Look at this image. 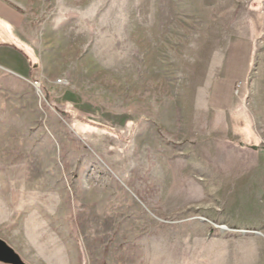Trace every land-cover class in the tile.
Wrapping results in <instances>:
<instances>
[{"label":"rangeland","instance_id":"374dc122","mask_svg":"<svg viewBox=\"0 0 264 264\" xmlns=\"http://www.w3.org/2000/svg\"><path fill=\"white\" fill-rule=\"evenodd\" d=\"M5 1L0 237L27 264H264V0Z\"/></svg>","mask_w":264,"mask_h":264},{"label":"crops","instance_id":"0c3cea01","mask_svg":"<svg viewBox=\"0 0 264 264\" xmlns=\"http://www.w3.org/2000/svg\"><path fill=\"white\" fill-rule=\"evenodd\" d=\"M22 13L23 12L18 9V6L10 5L5 0H0V19L14 25L16 30L19 29V24L23 21Z\"/></svg>","mask_w":264,"mask_h":264},{"label":"water","instance_id":"95a60500","mask_svg":"<svg viewBox=\"0 0 264 264\" xmlns=\"http://www.w3.org/2000/svg\"><path fill=\"white\" fill-rule=\"evenodd\" d=\"M225 228V226H221ZM258 233H261L258 231ZM0 262L6 264H27L22 256L3 238L0 237Z\"/></svg>","mask_w":264,"mask_h":264},{"label":"trees","instance_id":"16d2710c","mask_svg":"<svg viewBox=\"0 0 264 264\" xmlns=\"http://www.w3.org/2000/svg\"><path fill=\"white\" fill-rule=\"evenodd\" d=\"M250 145H251V147H254V148L257 147V144H255V143H252V144H250Z\"/></svg>","mask_w":264,"mask_h":264}]
</instances>
